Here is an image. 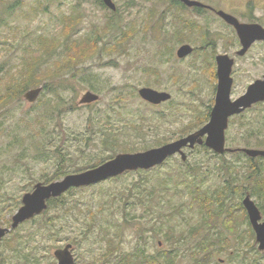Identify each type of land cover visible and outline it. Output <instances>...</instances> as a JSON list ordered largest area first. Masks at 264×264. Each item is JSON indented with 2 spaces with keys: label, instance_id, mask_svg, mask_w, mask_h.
Instances as JSON below:
<instances>
[{
  "label": "rangeland",
  "instance_id": "rangeland-1",
  "mask_svg": "<svg viewBox=\"0 0 264 264\" xmlns=\"http://www.w3.org/2000/svg\"><path fill=\"white\" fill-rule=\"evenodd\" d=\"M112 1L114 12L102 0L5 1V7L12 6V14L0 27V94L12 71L21 67L24 55L28 53V59L44 56L38 52L41 39L57 38L60 46L45 55L43 68L35 74L41 82L39 87L51 80L45 69L62 59L66 43L83 44L91 39L97 51L64 78L49 82L64 102L45 91L32 105L21 97L0 109V227H10L23 195L35 184L59 181L121 154H113L104 146L103 141L111 134L132 146L135 151L131 153H138L187 136L208 122L198 126L213 106L214 58L228 52L231 32L211 14L195 17L191 10L176 8L169 0ZM72 17L75 23L67 33L63 20ZM184 44L190 45L193 53L177 59L176 51ZM86 51L85 47L83 53ZM263 55L264 46H256L248 57L236 60L231 98L243 95L259 80L264 73ZM143 87L169 93L171 99L158 106L149 105L138 96ZM87 92L98 95L99 100L81 105ZM59 103L57 110L51 107ZM263 117L264 104H260L241 118L232 119L226 147L234 152L264 151ZM185 153L194 173L185 184L167 186L170 190L163 192L159 206L154 196L148 203L149 210L144 204L133 206L135 200L129 190L136 186H119L122 182L106 181L103 186L75 190L65 195L64 205L54 203L46 213L8 234L0 243V264H57L54 252L66 244L73 245L75 264H117L118 256L135 250L154 257L175 251L176 264H192L188 255L194 242L191 238L177 241L203 220L197 209L191 208L190 194L200 188L202 194L219 199L218 192L226 183V205L238 233L232 235L220 228L230 239V246L225 253L215 254L211 264H264V253L255 255L249 250L250 225L240 207L244 197L250 196L243 190L252 183L247 180L250 158L242 153H226L220 158L213 157L212 152ZM173 160L181 162L179 156L172 157L171 164ZM256 163L264 166V160ZM60 165L65 175L58 177ZM135 179L134 175L125 182ZM139 194L143 197L147 191L140 190ZM260 194L251 199L261 207L264 220V193ZM226 215L223 211L221 220ZM107 237L113 241V254ZM252 243L257 250L255 236Z\"/></svg>",
  "mask_w": 264,
  "mask_h": 264
},
{
  "label": "trees",
  "instance_id": "trees-1",
  "mask_svg": "<svg viewBox=\"0 0 264 264\" xmlns=\"http://www.w3.org/2000/svg\"><path fill=\"white\" fill-rule=\"evenodd\" d=\"M5 1L6 0H0V27L2 25H6V17L11 16L12 14V6H6L5 7ZM172 6H178L176 8L185 9V7L177 0H169ZM101 3V0H99ZM17 4V2H16ZM19 4V3H18ZM102 5V4H101ZM5 15V16H4ZM183 22H190L183 18H181ZM75 23V18H64L63 24L66 29L67 33L72 29L71 27ZM57 38H48V39H41V43L39 44L40 50L38 52H41L44 56H38L34 55L31 58H27L30 55H24L20 59V68H16L15 71H12V75L9 77L8 82L4 86V92L0 94V109L3 107H7L11 103L17 101L22 97V95L30 90L31 88H36L37 86L41 84V82H38L36 80L35 74L37 71H39L41 68H43V63L45 62V55L51 54V52H54L59 46L58 42L56 41ZM91 39H87V41L83 44L81 43H66L64 45V56L60 60H54L51 64V66L47 67L45 69V72L48 73V76L51 78L50 81L62 79L65 76H67L72 70H74L78 64L85 61L87 58L92 57V55L97 51L96 45L91 43ZM48 46H51L50 51H43V49H47ZM58 46V47H57ZM80 46H84L82 48V51L74 53L75 49H77ZM87 48V51L83 53V50ZM28 51V50H27ZM30 52V51H29ZM83 53V54H82ZM82 54V55H81ZM81 55V56H80ZM42 61V62H41ZM41 62V64H40ZM40 64V65H39ZM19 65V66H20ZM11 73V72H10ZM57 77V78H56ZM49 81V82H50ZM49 82L42 84L43 92L41 93L43 96L44 92H51L53 93L57 99L60 101V103L64 102L62 95H60L56 90H53L51 88V84ZM42 102L39 100V103ZM60 103L58 105H53V109L57 110L60 106ZM260 105V104H259ZM64 107V110L71 111L72 107L62 106ZM208 120V115L204 118V121L201 122L198 126H201ZM261 126H264V117H263V124ZM135 128V127H134ZM259 132V129L257 130ZM139 134V133H138ZM110 138H106L103 141V144L107 149L113 152V154L118 153H131L134 152L135 149L128 145L125 141H121L116 135L111 134L109 136ZM163 142L157 144L162 145ZM147 148H143V150H146ZM194 150L204 152L205 154H208L210 151L205 146H196L193 150L190 151V153H193ZM59 156L62 157V159H65V156L63 154L59 153ZM60 157V160H61ZM213 157L220 156L215 155L213 153ZM112 158L108 157V159L104 160L105 162L110 160ZM172 158L165 161L163 164L154 167L150 170L143 171L138 170L135 172H126L121 176L111 178L107 180V183H117L122 182L119 184V186H136L131 187L129 190V195L131 198H134V205L144 204L146 207V210H149L148 203L150 200H155L156 206L160 205V199L163 198L164 194L163 192L170 190L167 186H178L181 184H185L189 178V175H192L194 173L193 168L190 166V164L186 162H177L173 160L175 163L171 164L170 160ZM258 160H264L262 157H257L255 159H249L250 165V174L248 175L247 180L251 181L252 183H249L248 189L243 188L244 192L249 193L250 197H259L261 194L264 193V166L261 164H257L256 162ZM104 163V162H103ZM187 167V169H185ZM165 168V169H164ZM63 171L62 166L60 165L56 175L59 177L60 175H65ZM137 176V179L127 183L125 181L128 180L129 177ZM56 176V177H57ZM52 180L47 181L44 184L50 183ZM106 181L96 184L93 186H103ZM52 183V182H51ZM148 186H154L149 188ZM228 183L225 184V186L222 187L221 190L218 192V198L215 199L212 196L204 195L201 193L200 188L195 189L190 194V205L192 209H197V212L200 213L201 216H203L202 223L198 227H193L190 229L186 237H180L177 241H187L188 238H191V240L194 242L192 248L190 249L189 257L191 258L192 264H211L213 262V257L215 254H222L225 253L230 246V239L228 238L227 234L220 230V228H226L227 231L232 233V235H236L238 233V230L236 229V221L234 220V216L231 215L227 203V189ZM80 189H70L62 196L56 198V199H50L47 202V209L42 213H46V211L51 207V205L60 204L61 206L64 205V198L65 195H71L73 191L75 190H81ZM224 189V190H223ZM147 191V195L139 194V191ZM262 196V195H261ZM131 198H129L131 201ZM260 200V199H259ZM216 202V208L212 207V204ZM129 204L126 203L125 207H127ZM241 209L243 210L244 214V220H246V213L242 206L240 205ZM259 210H261V207ZM125 210V209H124ZM203 212H202V211ZM224 211V213H227L224 220H221V213ZM35 219V218H33ZM32 219V220H33ZM30 220V221H32ZM247 222V221H246ZM27 223V222H26ZM249 226V225H248ZM195 229V230H194ZM233 229V230H230ZM242 232V236L244 237ZM247 235H249L251 239V243L249 244V250L251 253L255 255H260L261 253L258 252L255 249L254 243H252V239L254 237V234L249 227L247 230ZM166 236V235H165ZM170 237V236H167ZM172 238V237H171ZM243 240V239H241ZM107 245L109 246L111 254H113L115 251L113 247V241L110 240V237L106 238ZM173 241H176L175 239ZM177 253L175 251H164L161 254L159 253L157 257L150 256L148 253H146L144 250H135L132 253L122 254L118 256V262L117 264H176Z\"/></svg>",
  "mask_w": 264,
  "mask_h": 264
},
{
  "label": "water",
  "instance_id": "water-1",
  "mask_svg": "<svg viewBox=\"0 0 264 264\" xmlns=\"http://www.w3.org/2000/svg\"><path fill=\"white\" fill-rule=\"evenodd\" d=\"M178 1L188 8L203 7L202 3L195 0ZM102 2L109 10L113 12L116 10L112 0H102ZM217 14L236 29L243 47L240 55H243L254 41L264 40V28L241 25L223 11H218ZM192 52L193 48L188 44H184L176 51V57L183 59ZM215 62L217 86L214 105L209 115V121L204 126L187 136L160 147L138 153L117 154L114 158L95 168L78 174L66 175L61 180L49 184H35L31 192L23 195L20 208L11 218L10 227L0 228V241L19 225L42 214L47 209V201L62 196L70 189L96 185L108 179L121 176L126 172L147 171L163 164L167 159L176 155L180 157L182 162H185L187 160L185 150H193L195 146L204 145L217 155L232 151L225 146V131L228 128L229 118L243 113L257 103L264 102V76L262 79L250 84L245 93L239 98L231 100L233 60L227 55H218L215 57ZM42 91V87L30 89L22 95V99L32 105L37 101ZM138 96L145 103L153 106L161 105L171 99L169 93L159 92L147 87L140 88ZM98 100V95L87 92L82 96L80 104L90 105ZM240 151L250 158L264 157V151L261 150L241 149ZM242 206L254 232L257 249L260 252H264V220L261 212L249 195H246L242 200ZM71 250V244L55 250L54 257L57 264H74Z\"/></svg>",
  "mask_w": 264,
  "mask_h": 264
},
{
  "label": "flooded vegetation",
  "instance_id": "flooded-vegetation-1",
  "mask_svg": "<svg viewBox=\"0 0 264 264\" xmlns=\"http://www.w3.org/2000/svg\"><path fill=\"white\" fill-rule=\"evenodd\" d=\"M196 1H198V0H196ZM198 2L202 3L203 7H192V8H186L185 7V9H181V8H179V9H181L183 11L191 10L192 14L195 17L196 16L197 17L202 16V15L207 16L208 14H211L213 16L214 21L218 22L219 24H221V26H224L225 28H227L231 32L230 41L228 42L229 43V49H228V52L224 55H227L230 59L233 60L232 70H233V67H234L237 59H241V58L244 59V58L248 57L250 50L256 46H264V40L254 41L251 44V46L247 49V51L243 55H240V52L243 49V47H242L241 39H240L236 29L234 28L233 25L226 23L225 20L217 14L218 11H223L224 13L233 17V19L241 25L260 26V27L264 28V0H240L239 2H237L235 0H212V1L202 0V1H198ZM263 57H264V55H263ZM185 58H187V57H185ZM185 58H183V59H185ZM180 60H182V59H180ZM263 61H264V58H263ZM263 76H264V73L261 75L259 80L262 79ZM214 78L216 81L214 93H216V86H217L216 65H215V76H214ZM232 87H233V78H232ZM232 87H231V93H232ZM231 93H230V96H231ZM239 97H240V95L236 98H231V100H235ZM214 99H215V96H214ZM259 104H264V102L257 103L255 105H253L250 109H252L254 106H257ZM213 105H214V101H213ZM211 109H210V112H211ZM250 109L245 110L243 113H241L239 115H235L233 117H230L229 121H228V128L230 126V121L232 119L241 118ZM210 112L208 114V120H209ZM228 128L225 131V138H226V133L228 131ZM240 150L241 149H236L235 152L229 151V153H242ZM1 228H3V227H1ZM3 240L4 239H2V241ZM2 241H0V243ZM72 251H73V245H72L71 252ZM72 254H73V252H72ZM73 257H74V255H73ZM74 264H75V258H74Z\"/></svg>",
  "mask_w": 264,
  "mask_h": 264
}]
</instances>
